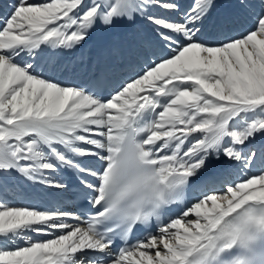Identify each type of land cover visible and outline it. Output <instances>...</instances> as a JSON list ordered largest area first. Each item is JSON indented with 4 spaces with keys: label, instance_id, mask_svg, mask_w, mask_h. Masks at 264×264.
<instances>
[{
    "label": "snow or ice",
    "instance_id": "obj_1",
    "mask_svg": "<svg viewBox=\"0 0 264 264\" xmlns=\"http://www.w3.org/2000/svg\"><path fill=\"white\" fill-rule=\"evenodd\" d=\"M218 3L0 0V264H264V0ZM138 19L103 63L60 58Z\"/></svg>",
    "mask_w": 264,
    "mask_h": 264
},
{
    "label": "bare ground",
    "instance_id": "obj_2",
    "mask_svg": "<svg viewBox=\"0 0 264 264\" xmlns=\"http://www.w3.org/2000/svg\"><path fill=\"white\" fill-rule=\"evenodd\" d=\"M181 4L187 7L192 3V0H179ZM226 0H219L218 8L214 11V16L227 11L225 7ZM156 14L164 15L162 10L156 9ZM150 25H147L143 20H137L134 23H119L117 26L110 30L105 31L98 29L95 31L91 39L80 49L67 54H61L62 59L69 63L80 62H100L103 63L108 56L107 49L109 45L115 41H125L130 38V35H135L137 28L141 29V33H146L150 30ZM138 32V31H137ZM135 37V36H134ZM259 168V166H258ZM258 168L256 170H258ZM255 171V170H253ZM237 178V177H234ZM73 182L76 183L73 177ZM13 187L7 189L8 203L18 204H38L40 208L58 207V203L63 205V208L70 210L67 202V195L59 196L56 190L48 189L40 185H30L28 183L13 182ZM53 198V200H51ZM72 211V210H71ZM36 239H47V237L39 236Z\"/></svg>",
    "mask_w": 264,
    "mask_h": 264
},
{
    "label": "rangeland",
    "instance_id": "obj_3",
    "mask_svg": "<svg viewBox=\"0 0 264 264\" xmlns=\"http://www.w3.org/2000/svg\"><path fill=\"white\" fill-rule=\"evenodd\" d=\"M139 33H140V31L136 32L135 35H130V38H133L134 36H137V34H139Z\"/></svg>",
    "mask_w": 264,
    "mask_h": 264
}]
</instances>
